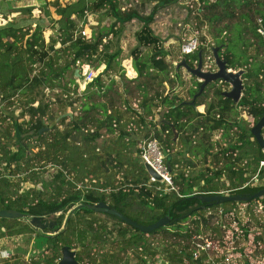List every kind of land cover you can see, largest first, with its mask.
<instances>
[{"label": "trees", "instance_id": "trees-1", "mask_svg": "<svg viewBox=\"0 0 264 264\" xmlns=\"http://www.w3.org/2000/svg\"><path fill=\"white\" fill-rule=\"evenodd\" d=\"M157 1L164 5L177 0ZM198 1L196 6L191 0L194 8L188 6L194 27H209L212 45L219 47L218 55L226 61V69H242L243 88L236 105L255 123L264 114V57L253 60L254 56L247 52L253 41L244 35L250 34L264 51V0ZM48 4L58 18L50 25L53 33L47 39L40 24L23 27L1 25L0 21V209H15L54 223L51 228L36 229L27 220L0 217V238L30 233L40 236V246L44 247L31 255L27 264H56L64 245L75 251L78 264H159L155 257L162 250L167 264H205L191 255L190 237L201 236L200 225L210 231L202 239H220L222 243L238 234L246 237L248 222L253 219L260 230L253 235L254 243L260 244L254 249L260 254L264 250V194L242 202L247 207L244 222L233 209L230 213L209 214L214 207L234 206L235 201L218 204L198 198L199 194L220 191L251 194L264 187V166H259L264 153L250 133V126L238 116L240 109L222 95L227 83L210 81L192 98L201 80L188 74L191 85L187 97L169 92L174 82L184 85V69L177 63L183 59L194 66L198 51L203 55L205 46L199 44L193 53L184 54L172 66V75L165 59V43L149 26L154 11L138 17L141 25L134 35L136 45L130 50L136 76L129 80L134 83L138 103L132 108L125 98L122 103L126 106L116 109L107 91L117 83L111 76L123 78L125 69L119 56L121 49H112L111 44H117L121 25L135 11L123 7L122 0H73L63 5L51 0ZM249 10L260 16L263 35L257 31L259 25L248 19L247 12L239 14ZM94 12H103L113 22L91 32L89 38L82 36L79 24ZM236 16L246 21L228 23ZM103 31H110L107 41L103 39L109 33ZM203 39L200 35V43ZM143 48L147 49L144 55ZM76 61L104 66L85 83L80 113L63 116L58 125L39 131L44 127L42 117L47 116L43 90L53 86L77 88ZM71 67L74 78L69 79L67 87L62 80ZM163 74L168 76L166 83H171L166 93L159 88L165 82ZM117 86L120 89L114 92L116 99L130 93L127 87ZM209 90L212 94L206 101ZM93 96L105 98L101 101ZM200 105H205L203 111L198 110ZM15 108L20 109L17 115L13 113ZM154 115L158 117L155 121ZM216 132L223 146L213 138ZM261 135L264 139V126ZM142 137H153L159 143L173 188L149 180L136 147ZM254 173L260 182L242 187ZM99 201L141 224L153 223L165 215L168 223L143 233L114 215L87 207L69 213L75 205ZM50 215L53 217L48 219ZM212 216L224 219L226 227L216 218L210 224L207 218ZM225 230L227 236L221 233ZM156 233L163 238L158 247L145 238ZM168 238L174 241L167 243ZM182 239L186 244L180 243ZM106 243L109 248L101 250ZM22 249L18 247V251ZM19 253L12 264L18 263ZM3 264L10 263L4 260Z\"/></svg>", "mask_w": 264, "mask_h": 264}, {"label": "rangeland", "instance_id": "rangeland-1", "mask_svg": "<svg viewBox=\"0 0 264 264\" xmlns=\"http://www.w3.org/2000/svg\"><path fill=\"white\" fill-rule=\"evenodd\" d=\"M48 1L51 0H0V21L1 25L4 24H13L16 26H27L30 25L31 27H34L35 24H40L41 27H43V35L45 39H47L48 35H52L53 30L50 29V25L52 22L58 18V15H56L53 11V8L48 4ZM68 1H73V0H58L60 4H65ZM189 0H177L172 3L160 5L157 0H122V5L123 7H129L130 9H133L135 11V15L128 21H125L119 30V38L117 39V44L112 43L111 48L114 49L115 47H119L121 49L120 51V57H121V65L125 69V74L124 77L120 78L117 75H112L111 77L117 81V83H112L110 85V90L107 91V93L111 94L112 97L114 98L113 101L117 106L116 109H121L124 108L126 105L122 103V100L127 98L129 104L132 106V108H136L138 101H136V96L137 93L133 89V82H130L129 80L133 79L136 76V72L133 70V65H132V58L130 56V50L136 45V40L134 38L135 32L139 29L141 22L138 20V17L144 18L150 13L152 10L154 11L153 13V18L152 21L149 23V26L151 27L152 31L154 34L162 38V40L165 43V48L168 52V55L165 57L167 59V62L170 64L169 65V71L173 75L174 70H173V63L172 62H177L181 57L183 56L182 54H179L178 50L175 48L174 44L172 41L174 40H179L180 41V33L181 32H186V30L190 29L191 32L194 31L197 33V35L201 36H206V39H209V41L206 43V47L212 46V36L209 30V27H200L199 30H197L194 25L195 21L194 18H192L189 15V7L188 3ZM240 12V11H238ZM247 12L248 13V19L252 23H256L259 25L261 23L260 16H258L257 13H255L253 10L249 11H241L239 14ZM245 19H241L239 17H235L233 20L228 21V23L233 24L234 22H240L241 24L245 22ZM113 22L112 18H109L105 15H103V12H94V13H89L87 16L84 17V21L80 22L79 24V29H84L86 32V35L88 38L90 37L91 32L97 31L98 28L101 26H105L106 28L110 23ZM250 22V23H251ZM247 23V22H246ZM115 26L118 27V24ZM261 28L259 25L258 28ZM78 29V30H79ZM117 29V28H115ZM262 29V28H261ZM263 30V29H262ZM104 33H109L107 31H103ZM190 32V33H191ZM228 32V31H227ZM260 34L263 35V33L259 32ZM229 35V32L227 33ZM110 37V33L103 39V41H107V39ZM246 38H250L251 41H253V45H251L248 48V53L254 56L255 61L261 60L264 57V51L261 49V47L258 45V42L256 39H254L250 34L246 33L244 35ZM113 41V40H112ZM203 44L205 42V39L202 40ZM56 47H58V44H56ZM210 50H206V52L202 55V69H203V62L205 61V64L211 68V70L216 69V66L214 62H211V57L209 54ZM147 52L146 48L142 49V55H144ZM62 62V60L60 61ZM88 65L89 69H100L103 65H98L97 67H93L90 64L85 63ZM37 65V64H36ZM76 68V67H75ZM71 68L66 70L64 73V77L62 82L64 84L69 85V79L74 78L71 75ZM103 69V68H102ZM78 72H80V75H76L77 78H75L76 82L78 83L77 88L69 86V88H63L61 89L58 86H53V88H45L43 90V96H42V101L47 105L46 107V114L47 116L42 117L43 125L46 128L52 127V125L56 124L58 125V121L60 120L61 117H70V114L72 113H80V107L84 104V99L81 95H83L84 92H82V89H84V82L82 80V69L80 70L77 68ZM204 70V69H203ZM34 71H32L33 73ZM169 75V74H168ZM183 77L182 80L184 81L183 86H177V84L174 82L172 88H170L171 83H166L167 77H164L163 74V79L165 82L162 83V86H159L164 88V93L168 92V89L170 88L169 92L172 91L176 92L177 95L180 97H187V88L191 85L189 75L186 73H182ZM170 76V75H169ZM103 81L106 82L108 78L103 76ZM121 84V87L123 88L124 86L128 88L130 93L125 92L123 96L120 98L117 97L116 99V94L114 93L115 91L119 90L120 87L117 85ZM50 87V86H49ZM68 87V86H67ZM229 89V84L226 86L222 87V90H228ZM211 90L208 91V98L206 101H208L211 97ZM94 99H100L103 101L105 98L103 96L97 97L93 96ZM92 99V98H91ZM35 102L34 104H36ZM237 102L234 104L236 109L239 110L240 106L236 105ZM205 105H200L198 106L199 111L204 110ZM138 109V108H137ZM122 110V109H121ZM20 109L15 108L13 113L15 115L19 114ZM156 111V110H155ZM239 117H241L245 121L246 126H252L254 124L253 118L248 115L245 111L239 110ZM66 118V120H67ZM48 119V120H47ZM158 119L156 115H154V121ZM61 129V125L58 126ZM103 134V133H102ZM103 136H106L103 134ZM139 136H142L141 134ZM143 138V137H142ZM140 139L136 147L140 149L143 141L146 138ZM214 139H217L220 141L221 146L224 145V141L220 139L219 133H215L213 135ZM159 144V143H158ZM16 178V177H14ZM16 181V180H15ZM159 181V180H158ZM17 182V181H16ZM15 182V183H16ZM224 179L220 181V183L223 185ZM224 192V191H222ZM228 192H225L227 194ZM223 194V193H222ZM236 203L234 206L230 204H226L225 206H216L213 208V210L207 209L209 211V214H216L218 215L221 213V211L225 210L228 211L227 213H230V210H235L238 219H240L242 222L246 221L247 216H246V204L242 203L243 201H235ZM218 210L219 213H218ZM258 213V212H257ZM57 214V213H56ZM55 214V215H56ZM261 218H264V212H261ZM53 215H50L48 219H51ZM258 217V215H257ZM220 220V225H224L226 227V224L224 222V219L217 218L215 216L208 217L207 220L209 221L210 224L213 225L214 221L216 219ZM26 220V219H23ZM249 226V231L247 233V236H243L238 234L237 237L231 241H226V238L222 241L220 239H215L212 241L215 245H218L219 249V254L221 256L225 255H230V263L229 264H245L247 262L252 263V264H258L261 262L258 259V249L255 250L254 246H259L260 244L254 243L253 241V235L257 234L260 232L259 228L257 227L256 223L254 222L253 219L249 220L248 222ZM200 235L201 236H196V237H190L191 241L194 240H199L202 239V237H205L209 235L210 231L200 225ZM228 231H230L228 229ZM227 230L221 232L226 235L228 233ZM230 233V232H229ZM34 235H36L34 233ZM230 235V234H229ZM22 236V235H21ZM161 234H150L147 235L145 238L148 240V242H151V245H154L158 247L161 243H163V238L161 237ZM227 236V235H226ZM3 238V237H2ZM230 238V237H229ZM32 237L30 234H28L27 238H22L18 236H6L2 240L4 244L2 247H11V249L14 251L13 254H2L0 252V264L4 263V260H7V263H14L15 261V256L18 254V247L23 248L21 251H19V256L17 257V264H27L29 262V259L31 258V255H34L38 252H35V249H38L37 247H32L30 240ZM42 238L40 236H37L35 241L40 245L41 244ZM167 240V239H166ZM174 239L168 238L166 241L172 242ZM177 242V240H176ZM186 240L182 239L180 243L186 244ZM225 242V243H224ZM229 242V243H228ZM166 243V244H167ZM165 245V244H164ZM191 246V244H190ZM109 248V244L106 243L103 245L101 250H104L105 248ZM2 251V250H0ZM33 253V254H32ZM156 262L159 264H167V260L164 259L163 255V250L161 251V254L157 255L155 257Z\"/></svg>", "mask_w": 264, "mask_h": 264}, {"label": "water", "instance_id": "water-1", "mask_svg": "<svg viewBox=\"0 0 264 264\" xmlns=\"http://www.w3.org/2000/svg\"><path fill=\"white\" fill-rule=\"evenodd\" d=\"M218 48L219 47L217 45H212L210 47L213 62L216 66V69L213 71L202 69L201 51H198L197 53V61L194 66L189 65L183 59L180 60L177 63V65L181 66L188 74L196 76L197 78L201 80L199 89L193 95L192 98L198 95L202 91L203 87L208 82L218 79V80L224 81L225 83L229 84V89L223 90L222 95L230 98L234 103H236L240 99L242 88H243L242 80L240 78L242 69H238L236 71L231 70V69H226V61L218 55ZM263 126H264V114L250 127V133L253 135L254 139L256 140L262 152L264 153V139L261 135V129ZM44 129H46V127H42L39 131L44 130ZM143 166L146 172L150 176L154 177L156 180L161 179L160 175L150 165L144 163ZM263 194H264V187L260 188L259 190L251 194H222V193H216L212 195L199 194L198 198L200 201H203V202H214V203L219 204V203L228 202V201H247L252 198L262 196ZM81 207H87L95 212H102V213H108V214L114 215L120 220L128 223L132 227L137 228L140 232H143V233H149L153 231L155 228L159 226H163L166 223H168V216L165 215L153 223L141 224L125 216L124 214L120 213L116 209L109 207L107 203L102 202V201H99L96 203H80L72 207L69 213H71L74 209L81 208ZM0 217L9 218V219H15V218L26 219L28 223L36 229L38 228L44 229L47 227L51 228L54 223L53 221H49V222L42 221L41 217L39 216H30L27 214H23L15 209H7V208L0 209ZM74 254H75V251L73 249H70L66 245L62 246L61 256L58 259L56 264H78L74 258Z\"/></svg>", "mask_w": 264, "mask_h": 264}, {"label": "built area", "instance_id": "built-area-1", "mask_svg": "<svg viewBox=\"0 0 264 264\" xmlns=\"http://www.w3.org/2000/svg\"><path fill=\"white\" fill-rule=\"evenodd\" d=\"M189 1L190 2L188 3V6L190 8H194L195 5L191 4V0H189ZM194 1L196 3V6L199 5L198 0H194ZM191 13H193V10L191 11ZM257 31L263 33V30L260 27L257 28ZM79 33L82 36L86 35L85 30L82 28L79 30ZM199 36H200V34L197 35V33L194 31H192L191 33L181 32L180 33V41L179 40L177 41L178 45H179V49H178L179 54L184 55V54L193 53L199 44H203L202 42L200 43ZM85 37H87V36H85ZM203 38L205 39L203 46H205V52H206L207 49L210 50L209 47H206V43L209 41V39H206L207 38L206 36H204ZM209 54H210V56H208V57L209 58L211 57V62H213L211 51H209ZM172 63L175 64V62H172ZM75 65L78 67L79 70L81 68L83 71V73L81 75H82V80H83L84 84L87 81H90L92 78H94L102 70V68L104 66L103 65L100 69H92V68L89 69L88 65H86L85 63H79V61H76ZM182 73H186V72L183 71ZM78 75H80V72ZM164 156H165V154L162 151L161 147L159 146V144L155 138L148 137L143 141V143L140 147V160H141V162L143 164L146 163V164L150 165L160 175L161 179L159 181L163 182L166 186H169V188H173L171 174L169 173V171H168V169L164 163V160H163ZM259 166H264V160L259 162ZM149 180L154 181L156 179L149 175ZM259 182L260 181L257 178V173H254L253 175L250 176L249 180L246 181L242 185V187L247 185V184H249L251 186H255ZM263 182H264V179H263ZM225 192H227V191H224V192L220 191L218 193L225 194ZM219 211L220 210H218V213H219ZM223 212H227V211L223 210L218 215L222 214ZM192 237H196V236H192ZM212 241L213 240H206V239H199V240L191 241V239H190L192 257L194 259L201 258L205 264H207V263H210V264H229L230 260H231L230 255H225L224 257L221 256V254H219L218 245H215L214 243H212ZM1 253L5 254L4 251H1ZM258 255H259L258 259L261 261L258 264H264V250L262 252H260V254H258ZM202 256L203 257L205 256V258H202Z\"/></svg>", "mask_w": 264, "mask_h": 264}, {"label": "crops", "instance_id": "crops-1", "mask_svg": "<svg viewBox=\"0 0 264 264\" xmlns=\"http://www.w3.org/2000/svg\"><path fill=\"white\" fill-rule=\"evenodd\" d=\"M188 33H190L191 32V30L190 29H187L186 30ZM173 42V44H174V46H175V48L178 50L179 49V45H178V42H177V40H174V41H172ZM179 52V51H178ZM21 238H22V236H23V238H27V236H28V234H23L22 236L21 235H19ZM30 236L32 237V239L30 240V243H31V246L32 247H37L38 249H35V252H40L42 249H43V247L44 246H40L36 241H35V239H36V235H34V233H30ZM3 238H0V250H2V251H4V252H6V251H9V252H6L7 254H13V250L11 249V247H2L4 244H6V243H4L3 242V240H2ZM1 252V251H0ZM19 252V251H18ZM5 253V254H6ZM33 254V253H32Z\"/></svg>", "mask_w": 264, "mask_h": 264}, {"label": "flooded vegetation", "instance_id": "flooded-vegetation-1", "mask_svg": "<svg viewBox=\"0 0 264 264\" xmlns=\"http://www.w3.org/2000/svg\"><path fill=\"white\" fill-rule=\"evenodd\" d=\"M205 63V61L203 62V69L204 70H210V71H213V70H215V69H213V70H211V68H209L206 64H204ZM183 71H185V70H183ZM186 72V71H185ZM187 73V72H186ZM188 74V73H187Z\"/></svg>", "mask_w": 264, "mask_h": 264}, {"label": "clouds", "instance_id": "clouds-1", "mask_svg": "<svg viewBox=\"0 0 264 264\" xmlns=\"http://www.w3.org/2000/svg\"><path fill=\"white\" fill-rule=\"evenodd\" d=\"M176 63V62H175ZM234 71H236V70H234Z\"/></svg>", "mask_w": 264, "mask_h": 264}]
</instances>
